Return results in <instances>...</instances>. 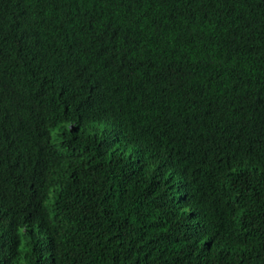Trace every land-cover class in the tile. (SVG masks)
I'll use <instances>...</instances> for the list:
<instances>
[{
	"label": "trees",
	"instance_id": "trees-1",
	"mask_svg": "<svg viewBox=\"0 0 264 264\" xmlns=\"http://www.w3.org/2000/svg\"><path fill=\"white\" fill-rule=\"evenodd\" d=\"M0 264H264V0H0Z\"/></svg>",
	"mask_w": 264,
	"mask_h": 264
},
{
	"label": "clouds",
	"instance_id": "clouds-1",
	"mask_svg": "<svg viewBox=\"0 0 264 264\" xmlns=\"http://www.w3.org/2000/svg\"><path fill=\"white\" fill-rule=\"evenodd\" d=\"M49 2H52V0H49Z\"/></svg>",
	"mask_w": 264,
	"mask_h": 264
}]
</instances>
